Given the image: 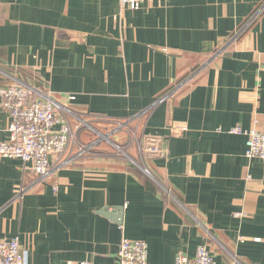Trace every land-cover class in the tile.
Returning a JSON list of instances; mask_svg holds the SVG:
<instances>
[{
    "label": "crops",
    "instance_id": "0c3cea01",
    "mask_svg": "<svg viewBox=\"0 0 264 264\" xmlns=\"http://www.w3.org/2000/svg\"><path fill=\"white\" fill-rule=\"evenodd\" d=\"M32 78L86 118H138L160 151L137 165L69 147L43 180L1 158L0 241L27 264H114L123 238L149 264L199 246L264 264V165L228 134L264 130V0H0V88ZM8 122L0 100V141Z\"/></svg>",
    "mask_w": 264,
    "mask_h": 264
},
{
    "label": "built area",
    "instance_id": "2783aa9c",
    "mask_svg": "<svg viewBox=\"0 0 264 264\" xmlns=\"http://www.w3.org/2000/svg\"><path fill=\"white\" fill-rule=\"evenodd\" d=\"M149 1L119 0V4L130 11H136ZM0 100L9 120L6 128L7 139L0 141V159H19L24 165L29 164L30 170L40 180L47 179L51 173L50 154L66 151L73 137L69 121L61 113V104L49 92H43L24 82L0 88ZM65 112L68 110L65 109ZM254 125H257L256 120ZM228 134L243 136L245 156L259 159L264 165V130L260 131L255 127L247 130L232 127ZM0 264H27V252L21 248L18 238L0 241ZM64 264L90 263L81 261ZM114 264H149L146 243L123 238ZM173 264L215 263L206 246H199L192 260L179 254ZM231 264L239 263L234 261Z\"/></svg>",
    "mask_w": 264,
    "mask_h": 264
},
{
    "label": "rangeland",
    "instance_id": "374dc122",
    "mask_svg": "<svg viewBox=\"0 0 264 264\" xmlns=\"http://www.w3.org/2000/svg\"><path fill=\"white\" fill-rule=\"evenodd\" d=\"M65 109L68 112H65ZM61 113L64 119L69 121L73 134L69 145L71 147L69 154H71V151L78 150L97 154V156L105 159L124 160L137 165L141 164L142 151L145 145L141 143L140 139V121L128 120L115 123L90 119L72 112L64 106H62ZM68 150L53 152L54 154H50V156L62 158L68 154ZM34 174L36 177L38 176L35 172Z\"/></svg>",
    "mask_w": 264,
    "mask_h": 264
},
{
    "label": "trees",
    "instance_id": "16d2710c",
    "mask_svg": "<svg viewBox=\"0 0 264 264\" xmlns=\"http://www.w3.org/2000/svg\"><path fill=\"white\" fill-rule=\"evenodd\" d=\"M263 6V5H262ZM242 34V32H241ZM26 81V80H25ZM31 82L32 84H34V86H36L37 88H39L41 91L45 92V87L44 85H42L39 80L37 78H32L31 79ZM181 82V81H180ZM30 83V82H29ZM138 121H140L138 118H137ZM141 125H142V121H140ZM140 139H141V131H140ZM82 144V143H81Z\"/></svg>",
    "mask_w": 264,
    "mask_h": 264
},
{
    "label": "water",
    "instance_id": "95a60500",
    "mask_svg": "<svg viewBox=\"0 0 264 264\" xmlns=\"http://www.w3.org/2000/svg\"><path fill=\"white\" fill-rule=\"evenodd\" d=\"M150 140H152V141H154L153 139H150ZM145 148L146 149H150V150H154V149H156V150H158V151H160V148L159 147H155V146H153V145H145ZM148 151L147 150H144V153L146 154ZM116 211L117 212H120V209L119 208H116ZM116 218H118V219H121V217L118 215ZM119 224H121V222H119Z\"/></svg>",
    "mask_w": 264,
    "mask_h": 264
}]
</instances>
